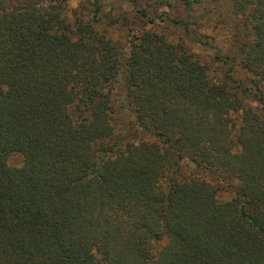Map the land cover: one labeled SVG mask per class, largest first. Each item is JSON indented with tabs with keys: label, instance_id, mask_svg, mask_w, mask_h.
<instances>
[{
	"label": "trees",
	"instance_id": "1",
	"mask_svg": "<svg viewBox=\"0 0 264 264\" xmlns=\"http://www.w3.org/2000/svg\"><path fill=\"white\" fill-rule=\"evenodd\" d=\"M0 264H264V0H0Z\"/></svg>",
	"mask_w": 264,
	"mask_h": 264
},
{
	"label": "rangeland",
	"instance_id": "2",
	"mask_svg": "<svg viewBox=\"0 0 264 264\" xmlns=\"http://www.w3.org/2000/svg\"><path fill=\"white\" fill-rule=\"evenodd\" d=\"M78 2H79V0H68L69 9L72 10V9L76 8ZM115 5H116L117 9H120V7H123V8L125 7L124 4H122L120 1H115ZM226 8H227L226 5H222L221 6V12L225 13ZM225 17H227V16H225ZM220 21L217 22L215 17L211 15L209 21L200 20V22H199L200 25H196L195 27L193 25L191 27H194L193 29H195L200 34L215 37L216 44L219 45V47L223 50V52L227 51L226 53H231L232 45H231L230 40H229V33H230L229 29H231V28L228 27V26H230V24L221 25ZM215 24L217 27H214ZM167 28L171 31V33L173 34V37L182 39L185 42V44L191 49V51L197 55L199 60L208 67V70L210 71V74L212 77H214V78L219 77V73H221L222 66L219 64H214L212 62V60H211L213 57V50L212 49L208 48L207 46L197 45V44L191 42L190 40L185 39V37H182L183 35L179 30L174 29L171 26H168ZM233 48H234V45H233ZM233 48H232V50H233ZM19 162H20L19 157H15V156L9 160L10 165L11 164L12 165H18ZM208 180L213 185L217 184V181L211 177H208Z\"/></svg>",
	"mask_w": 264,
	"mask_h": 264
}]
</instances>
